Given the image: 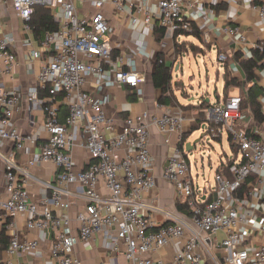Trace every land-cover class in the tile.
I'll list each match as a JSON object with an SVG mask.
<instances>
[{"label":"built area","instance_id":"2783aa9c","mask_svg":"<svg viewBox=\"0 0 264 264\" xmlns=\"http://www.w3.org/2000/svg\"><path fill=\"white\" fill-rule=\"evenodd\" d=\"M77 1L0 0V160L8 181L6 192L0 195V220L4 222L0 229H16L17 219L26 217L28 230H50L51 254L60 264H81L77 246L97 237L106 243L108 252L123 251L129 264H264V139L255 138L254 130L248 131L253 115L243 110L240 94L215 101L207 112V120L220 126L222 139L227 134L230 146L239 149L231 170L233 179L216 173L210 189L195 184L186 151L189 142L184 149L179 147L184 135L191 132V128L184 129L188 118L182 108L170 112L156 102L158 112L145 111L121 120L108 109L112 89L127 86L143 97L147 82L138 70L136 52L120 46L123 43L111 18L126 17L129 28L143 26L152 31L151 36L160 29L163 39L174 42L175 50V41L181 43L194 26L205 44L221 33L246 47L244 32L231 24H216L212 9L203 10L209 0H79L81 7ZM38 6L50 9L59 27L40 40L33 25ZM252 9L264 24V0H258ZM12 14L19 26L10 30L5 19ZM18 42L31 49L30 64L41 63L28 94L43 107L48 134L46 143L25 163L18 162L17 155L38 140L20 133L15 121L20 92L17 88L8 91L2 83L4 77L14 79ZM232 55L218 52V62L237 72ZM62 106L68 108L64 118ZM153 129L164 137L178 135L163 179L188 210L165 213L164 224L156 222L159 210L143 198L156 189L150 151ZM201 129L214 140L218 135L207 124ZM81 131V147L91 160L78 170L74 150ZM7 144H13L8 154L2 151ZM45 163L55 164L57 176L53 183L40 182L44 195L39 204L29 189L39 182L33 168ZM211 192L216 197L207 202ZM77 198L84 200L85 208L78 213L76 234L69 212ZM173 244L182 246L172 258L154 257ZM40 249L38 241L13 237L7 253L22 258ZM1 264L25 263L8 259Z\"/></svg>","mask_w":264,"mask_h":264},{"label":"crops","instance_id":"0c3cea01","mask_svg":"<svg viewBox=\"0 0 264 264\" xmlns=\"http://www.w3.org/2000/svg\"><path fill=\"white\" fill-rule=\"evenodd\" d=\"M77 3L78 6L81 7L79 0ZM257 3L258 0H209L208 4L204 6L203 10L212 9V18L216 24H231L236 26L240 28L247 37L248 45L246 47L237 46L230 38L221 33L214 34L212 36V43L207 44L210 45L211 48L215 45L218 52H227L228 54L232 52L231 63L234 65H236L234 56L237 51H242L244 57L249 58L252 56L251 52L255 49L256 45L264 46V24L259 17L258 12L252 9V6ZM111 20L115 27L116 34L121 37L123 45L120 44V46L122 49H125L128 52H136L138 55V70L140 73L146 75L147 82L144 86V96H136V102L128 101L127 91L131 89L130 87L126 86L112 89L110 91L112 100L108 108L109 112L114 116L117 115L120 120L127 115H138L145 111L158 112L155 110L154 105L158 102L162 93L154 88L152 75L159 55L163 56L166 64H174L176 58L174 42L167 41L163 38L161 41H157L156 32L151 36L152 31L143 26L137 27V29L129 28L126 23V17H113ZM5 21L10 30L17 29L19 26V21L14 14H12L10 19L9 17L6 18ZM185 39L196 41L192 36L188 38L184 36L181 43ZM120 49L121 48H119V50ZM16 51L19 58V65L15 69L14 79L4 77L2 83L6 90L10 91L13 88H17L20 92L21 102L15 113L16 126L20 133L24 136L35 137L38 140L37 145L34 146L29 144L27 145L25 152L17 155V161L25 163L32 152L39 151L46 143L48 134L45 130V114L43 107L37 101H31L28 94L29 89L35 84L37 76L41 72V63L36 61L35 63L30 64L29 57L31 49L29 46H24L21 42H18ZM219 64L220 63L218 62V66ZM224 67L225 65L223 66V71ZM178 68L179 65L177 66V69ZM233 73L240 79H243L239 69L237 72L235 71ZM257 81L259 85L264 88V68L258 72ZM232 93H234L233 90L230 94L233 95ZM260 102L264 110V94L261 97ZM166 107L170 112H175V110L178 109L176 107L179 106L172 105ZM184 111L188 118L184 129L188 132L191 128V124L196 118H198V113L196 111ZM251 120L252 124L250 128L252 131L254 130L258 136L264 139V125L256 123L254 117ZM81 137L82 139L84 138L83 131L76 135L75 141L76 148L74 150V160L78 170L84 169L91 160L87 151L81 147ZM177 143V134H171L164 137L159 134L156 129H153L150 137V151L155 161L154 175L156 178V189L151 193L145 194L143 198L145 201L151 202L152 205L159 210L158 213L155 214V220L160 224H164L166 221L165 213L177 212L175 190L163 179V170ZM2 151L6 154L11 153L13 151V144L5 145ZM32 172L39 182L34 183V185L30 187V195L34 202L41 204L44 193L43 186L40 182H55L57 167L53 163H45L34 167ZM7 185L8 181L5 177V166L0 160V195H3L6 192ZM84 208V200L77 198L74 200L73 207L69 212L72 219V228L76 234L79 229L77 216L80 211L84 210ZM16 223V229L7 231L10 241L13 237H17L21 241H38L41 249L36 254H30L18 258L16 256L8 255L7 248L0 253V264L2 261L8 259L14 262L21 260L25 264H60V262L54 259L51 254L53 234L50 230H28L26 217H19ZM3 226L4 222L0 220V227ZM2 230L3 229L1 228L0 234ZM181 246L182 245L173 244V246L165 247L160 250L159 254L154 255V257L172 258L176 252L181 249ZM76 253L81 264H129L123 251L119 254L108 252L106 250V243L99 237L93 238L88 242H81L76 248Z\"/></svg>","mask_w":264,"mask_h":264},{"label":"trees","instance_id":"16d2710c","mask_svg":"<svg viewBox=\"0 0 264 264\" xmlns=\"http://www.w3.org/2000/svg\"><path fill=\"white\" fill-rule=\"evenodd\" d=\"M33 25L35 27V35L38 39H42L43 36L48 32H55L58 30V24L55 20L54 14L52 11L45 7H36L33 16ZM157 41H161L163 38V32L160 29L156 31ZM194 37L196 41L185 39L181 44L176 42V58L174 64L182 58L184 55L188 53L199 55L206 54L208 50H211L210 45L205 44L201 40V34L199 30L194 26L193 31L191 33L185 34V37ZM188 44L193 45L191 49ZM193 49V50H192ZM252 56L249 58L244 57L242 51H237L234 60L236 62L237 68L241 71L243 79H240L238 76L234 75V73L230 70L228 64L225 65L223 71L224 78V88L223 90H227L229 88H244L243 89V104L242 108L245 112L250 111L254 117V120L259 125H264V110L262 104L260 102L261 97L264 94V88L261 87L258 83V72L264 68V46L263 49L255 48L252 50ZM163 59L162 55H159L157 63L154 68V73L152 75L153 86L156 90L161 91L162 95L159 98L158 102L164 106H179L183 110H188L183 105L178 103L176 96L173 95V68L174 64L168 65L166 62L160 63V60ZM128 93V101L136 102L137 97L132 89L127 91ZM43 93L40 94V97L43 98ZM224 99L227 97L223 95ZM220 96L217 97V102H220L222 99ZM209 108L206 102H201V105L198 107V118L196 123L192 124L191 132L189 134L184 135L182 143L179 145L182 149H184V145L188 141V137L191 133L198 131L202 128L204 124L209 125L210 127H214L218 131V135L215 138L216 141L222 142V134L219 132V125H216L213 121L207 120V112L206 108ZM62 118L68 114V108L62 106ZM252 133V129L248 130ZM255 138L261 139L262 137L253 134ZM230 140V139H229ZM233 150L234 157L221 160L216 173L222 175L226 179H233L232 168L235 165L238 155L239 149L233 145H231ZM244 189L239 190L241 194ZM215 197V192H211L207 197V202L212 201ZM176 209L178 212L183 213L187 212V207L182 200H176ZM10 244V237L7 234L5 229L2 230L0 234V253L7 249Z\"/></svg>","mask_w":264,"mask_h":264},{"label":"rangeland","instance_id":"374dc122","mask_svg":"<svg viewBox=\"0 0 264 264\" xmlns=\"http://www.w3.org/2000/svg\"><path fill=\"white\" fill-rule=\"evenodd\" d=\"M189 48L193 45L188 44ZM193 50V49H192ZM218 49L214 45L206 54L194 55L188 53L180 58L173 68V95L176 96L179 104H182L188 111H196L201 102H206L212 109L218 96L228 97L232 94H240L243 98L244 88H224L223 63L218 66ZM156 55V54H155ZM157 57V56H156ZM179 68L177 69V66ZM219 69V70H218ZM200 129L191 133L188 137L189 143H194L203 134ZM233 157V150L229 144L227 134H224L222 142L215 141L211 136H206L198 143L193 152L188 154L190 169L196 186L203 189L213 188L215 185L216 170L221 160ZM222 239V234L219 235Z\"/></svg>","mask_w":264,"mask_h":264},{"label":"water","instance_id":"95a60500","mask_svg":"<svg viewBox=\"0 0 264 264\" xmlns=\"http://www.w3.org/2000/svg\"><path fill=\"white\" fill-rule=\"evenodd\" d=\"M205 136H206V134H202L201 137L198 140H196L194 143H187L186 144V151L188 153L193 152L195 150L196 145L198 143H200Z\"/></svg>","mask_w":264,"mask_h":264}]
</instances>
